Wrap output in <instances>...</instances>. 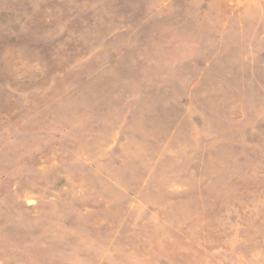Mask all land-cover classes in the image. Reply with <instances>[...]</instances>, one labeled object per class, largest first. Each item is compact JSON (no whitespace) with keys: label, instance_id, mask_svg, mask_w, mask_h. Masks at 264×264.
Masks as SVG:
<instances>
[{"label":"rangeland","instance_id":"obj_1","mask_svg":"<svg viewBox=\"0 0 264 264\" xmlns=\"http://www.w3.org/2000/svg\"><path fill=\"white\" fill-rule=\"evenodd\" d=\"M0 264H264V0H0Z\"/></svg>","mask_w":264,"mask_h":264}]
</instances>
